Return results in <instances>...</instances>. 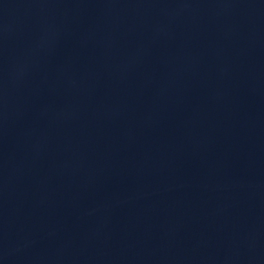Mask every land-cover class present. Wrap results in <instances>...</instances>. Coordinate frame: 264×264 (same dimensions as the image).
I'll list each match as a JSON object with an SVG mask.
<instances>
[{"label": "water", "instance_id": "water-1", "mask_svg": "<svg viewBox=\"0 0 264 264\" xmlns=\"http://www.w3.org/2000/svg\"><path fill=\"white\" fill-rule=\"evenodd\" d=\"M123 0H0V113Z\"/></svg>", "mask_w": 264, "mask_h": 264}]
</instances>
